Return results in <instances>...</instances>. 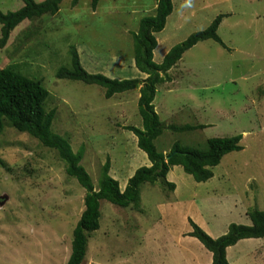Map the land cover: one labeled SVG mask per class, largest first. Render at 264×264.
<instances>
[{
	"label": "rangeland",
	"instance_id": "374dc122",
	"mask_svg": "<svg viewBox=\"0 0 264 264\" xmlns=\"http://www.w3.org/2000/svg\"><path fill=\"white\" fill-rule=\"evenodd\" d=\"M72 1L62 0L54 16L18 25L0 48V70L13 67L40 80L49 92L45 109L56 113L52 131L74 153L83 148L80 164L94 188L108 160L109 175L124 190L138 168L150 166L135 135L124 129H142L138 90L106 99L102 88L56 73L69 67L75 47L89 73L145 79L134 64L131 33L154 14L156 0H101L95 10L90 0ZM172 1L156 35V63L221 14L217 33L227 48L198 43L157 86L153 104L163 133L156 149L167 154L178 142L203 150L210 138L236 135L243 148L225 155L206 182L174 166L167 181L175 189L161 181L143 184L138 205L128 208L100 201V227L88 238L82 264H211L212 254L189 235V220L216 239L230 224L251 225L248 210H264V0ZM22 6L21 0H0L3 13ZM186 124L205 128L169 129ZM84 196L54 150L6 123L0 135V264H67ZM262 245L264 238L239 241L227 248L229 264H264Z\"/></svg>",
	"mask_w": 264,
	"mask_h": 264
},
{
	"label": "trees",
	"instance_id": "16d2710c",
	"mask_svg": "<svg viewBox=\"0 0 264 264\" xmlns=\"http://www.w3.org/2000/svg\"><path fill=\"white\" fill-rule=\"evenodd\" d=\"M23 6L15 12L0 11V48L9 39L10 33L21 23L44 15L54 16L59 12L62 0H21ZM78 0H73L75 5ZM101 0H90L93 10ZM172 0H156L153 15L139 20L138 29L131 33L133 41V58L136 69L146 76L145 79H111L101 73H89L81 64L75 47L70 50L69 67H60L56 77L60 80L81 82L98 86L104 90V97L138 90V112L142 119V129L124 126L137 138V146L143 151L150 166L138 168L128 179L124 190L117 180L109 175L110 163L102 167L97 189L94 188L90 175L80 164L83 148L73 152L69 141L52 131L55 110L46 111L45 104L49 92L40 80L29 78L18 73L13 67L0 70V135L6 123L14 130L28 134L38 140L44 147L54 150L65 164V172L85 190L84 210L72 232L71 254L67 264H82L86 255L88 238L100 227V201H107L120 208L137 206L140 200V187L143 184H155L161 181L170 188L175 185L167 181V175L174 166H180L198 183L206 182L213 177L212 169L218 166L225 155L242 150V135L223 138H210L203 150L174 143L167 153L157 151L155 141L163 133V125L155 111L154 99L157 86L169 80L168 72L182 58L183 54L200 42L213 41L227 48L218 36V28L225 15H218L203 31L191 34L185 41L174 46L161 63L154 61V50L157 47L156 35L166 26L168 17L173 11ZM203 125L170 126L176 132L204 129ZM251 225L230 224L226 234L219 238L210 237L192 220H189L192 231L189 234L197 239L212 254L211 264H229L227 248L241 240L264 238V210L252 208L247 211Z\"/></svg>",
	"mask_w": 264,
	"mask_h": 264
},
{
	"label": "crops",
	"instance_id": "0c3cea01",
	"mask_svg": "<svg viewBox=\"0 0 264 264\" xmlns=\"http://www.w3.org/2000/svg\"><path fill=\"white\" fill-rule=\"evenodd\" d=\"M264 247V245H262ZM261 247V246H260ZM261 249H264V248H261Z\"/></svg>",
	"mask_w": 264,
	"mask_h": 264
}]
</instances>
